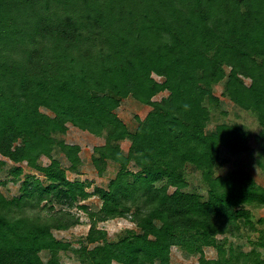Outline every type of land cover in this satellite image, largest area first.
<instances>
[{
	"label": "trees",
	"instance_id": "trees-1",
	"mask_svg": "<svg viewBox=\"0 0 264 264\" xmlns=\"http://www.w3.org/2000/svg\"><path fill=\"white\" fill-rule=\"evenodd\" d=\"M221 82V96L255 114L264 134V0H0V155L16 164L15 179L25 163L46 181L29 173L18 196L0 192V264H61L57 253L71 243L52 230L81 224L78 211L89 218L86 244L96 243L75 251L82 264H169L172 246L200 253L199 264H263L254 249L226 257L216 241L239 236L241 226L253 231L246 206L264 207V187L246 172L215 173L221 149H249L240 124L205 130ZM129 96L150 107L134 131L115 111ZM68 123L105 133L92 162L99 175L107 160L119 165L106 188L88 191V181L68 178L81 163L79 145L55 135ZM187 165L200 171L206 197L184 190ZM92 195L96 210L80 203ZM43 201L59 206L48 204L46 215ZM128 216L138 232L119 240L97 227ZM202 246L218 257L202 256Z\"/></svg>",
	"mask_w": 264,
	"mask_h": 264
},
{
	"label": "rangeland",
	"instance_id": "rangeland-1",
	"mask_svg": "<svg viewBox=\"0 0 264 264\" xmlns=\"http://www.w3.org/2000/svg\"><path fill=\"white\" fill-rule=\"evenodd\" d=\"M228 68H226V71ZM153 77L160 81L161 78L154 75ZM245 84H249V79H244ZM223 82L215 84L213 86V93L219 97V106H210V122L205 128L207 132L214 129L218 123H237L243 126L249 131V137L247 140L249 149L247 152L232 154L225 149H221L220 159L215 164V173L225 175L230 171H244L246 172L256 183L264 187V134L260 125L258 124L255 114L251 111H245L234 105L228 98L221 96ZM167 94L166 91L160 92L153 97V100H159L161 97ZM39 110L47 115L53 116V113L44 108L39 107ZM150 110L148 105L142 104L136 101L132 97L124 98L120 101L119 106L116 108L118 117L126 124L129 130L134 131L138 125V119L145 117L146 113ZM58 138L63 139L65 143L79 145V157L81 160L78 173L68 172L67 176L73 180L75 178L81 181H88V191H93L95 187L106 188L109 180L113 178L119 169V165L113 161L107 160L105 164H102V174L97 173L96 168L93 165L92 158L94 155L93 147L103 145L105 143V133L101 136H96L79 128L67 124V130L64 134H55ZM130 141L128 139L119 142L121 150L126 153L129 147ZM53 156L57 158L65 167L69 165L64 155L56 147L53 150ZM0 160L4 163L0 164V192L7 198H12L20 194L19 187L25 174L33 173L46 183L44 176L38 171L28 167L25 163H21L23 167V173L15 179V177L9 172L10 168L16 164L12 163L9 159L0 155ZM49 159L45 156L40 157V163L47 165ZM129 169L137 170L135 165L131 162ZM184 180L186 181L185 191H195L204 197L207 195V186L202 181L200 171L196 170L193 166L187 165L183 172ZM174 188L169 187L168 191H172ZM80 203H86L91 210H96L101 204V200L92 195L86 200ZM44 206L43 214L48 213V204H53L55 208H58L57 203L50 201H43L41 203ZM249 212L251 222L254 224L255 229L252 231L249 227L241 226L238 231L239 236H233L229 233L217 234L216 241L224 250V256L231 257V255H237L240 252L247 253L254 249L260 253V258L264 264V207L246 206ZM74 211V210H73ZM80 214L81 224L73 226L67 230H52L54 237L61 241L71 243V248L67 251H58L57 257L61 264H82L81 258L85 255L75 252L78 250L80 244H86L85 235L89 227V218L78 211ZM97 227L105 231L106 240L116 241L127 235L129 231L138 232L135 223L130 221L129 216L127 218H113L103 222H98ZM96 243L86 244L87 249L93 247ZM204 256L207 259H216L219 255L217 249L213 246H202ZM200 253H187L184 248L172 246L170 248V260L169 264H199ZM41 259L46 262L50 253L48 251L40 252ZM241 258V257H240ZM112 264H119L115 261ZM158 264V263H155Z\"/></svg>",
	"mask_w": 264,
	"mask_h": 264
}]
</instances>
